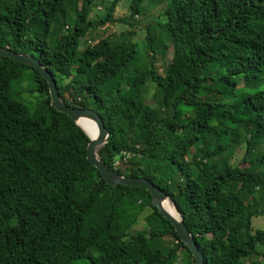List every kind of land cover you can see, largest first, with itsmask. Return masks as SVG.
Segmentation results:
<instances>
[{
    "label": "trees",
    "instance_id": "16d2710c",
    "mask_svg": "<svg viewBox=\"0 0 264 264\" xmlns=\"http://www.w3.org/2000/svg\"><path fill=\"white\" fill-rule=\"evenodd\" d=\"M100 1L0 0V47L34 56L65 104L98 113L109 134L101 161L163 189L204 264L264 258V230L252 229L264 217V0H166L161 18L173 57L163 75L149 25L143 54L132 32L80 49ZM121 1L108 2L96 23L113 22ZM146 1L130 0V19ZM26 73L40 95L32 107L13 87ZM148 82L154 108L140 99ZM87 142L51 107L37 70L0 57V264H180L181 251L195 264L144 188L103 181ZM121 151L140 156L115 169ZM145 208L147 229L134 231Z\"/></svg>",
    "mask_w": 264,
    "mask_h": 264
},
{
    "label": "rangeland",
    "instance_id": "374dc122",
    "mask_svg": "<svg viewBox=\"0 0 264 264\" xmlns=\"http://www.w3.org/2000/svg\"><path fill=\"white\" fill-rule=\"evenodd\" d=\"M111 0H101L97 3V6L92 9L90 18L93 21V25L88 28L87 34L81 39V50L88 46H92L100 40L108 39L111 43L118 42L122 35L132 32L131 39L137 43V50L139 54H143V45L146 36V26L149 25L155 35L156 40V58L155 67L158 74L163 75L164 71L172 62L173 57V43L170 34L163 28V19L161 15L166 7V0H147L143 4V10L139 16L134 19H130V0H122L119 2L113 13V22L106 23L104 25H98L96 21L105 16V6ZM73 15L72 12H69ZM119 19H125L126 22H118ZM24 83H14L13 87L15 93H17V99L29 107H32L39 99V93L33 91L35 84H33L29 78L28 74L24 75ZM242 90V82L239 83L237 93ZM155 85L152 82L145 83L141 89L140 99L145 106L151 108L155 107L154 103ZM227 102V101H225ZM125 102L121 101L114 110L117 113H121L125 107ZM184 113L187 114V107H181ZM35 114H32L34 116ZM129 142L133 143V139L130 137ZM253 145L252 147H254ZM245 146L239 148L234 155L230 158L233 165L240 164L241 159L245 154ZM128 165V164H125ZM245 166V165H241ZM178 177L177 175L175 176ZM264 208V203H263ZM151 212L149 208H145L137 218V222L133 227L134 231L147 229L145 218ZM252 229L264 230V217H258L252 220ZM258 251L264 254V248L258 246ZM185 251H181L178 254V263L189 264L191 262L190 258H187ZM241 264H264V258L262 256H252L249 260H242Z\"/></svg>",
    "mask_w": 264,
    "mask_h": 264
},
{
    "label": "water",
    "instance_id": "95a60500",
    "mask_svg": "<svg viewBox=\"0 0 264 264\" xmlns=\"http://www.w3.org/2000/svg\"><path fill=\"white\" fill-rule=\"evenodd\" d=\"M0 57L9 58L14 62L30 66L40 73L41 77L47 83L51 107H53L57 112L63 113L67 117H69L87 136L88 142L86 148V158L90 162V164L98 171L103 181L107 185L112 187L129 186L144 188L151 196V206L154 207L157 212L173 226L180 241L191 253L195 264H204V257L199 250L196 241L185 226L183 217L179 212L176 204L171 200L167 193L144 177H128L120 175L115 171L109 170L108 167H106V165L101 161L97 152L108 142L109 134L98 113L92 109L77 108L65 104L59 94L55 79L34 56L14 53L8 48L0 47ZM80 119H87L92 121L96 126L97 134L93 136L82 129L77 123V121ZM166 201L173 206L174 210L178 214V219L172 217V215H170L164 209L163 203Z\"/></svg>",
    "mask_w": 264,
    "mask_h": 264
},
{
    "label": "bare ground",
    "instance_id": "6f19581e",
    "mask_svg": "<svg viewBox=\"0 0 264 264\" xmlns=\"http://www.w3.org/2000/svg\"><path fill=\"white\" fill-rule=\"evenodd\" d=\"M78 125L84 129L87 133H90L91 135L95 136L97 134V129L95 124L87 119H80L77 121ZM164 209L170 214L172 215V217L178 219V214L177 212L174 210L173 206L169 203V202H164L163 203Z\"/></svg>",
    "mask_w": 264,
    "mask_h": 264
},
{
    "label": "built area",
    "instance_id": "2783aa9c",
    "mask_svg": "<svg viewBox=\"0 0 264 264\" xmlns=\"http://www.w3.org/2000/svg\"><path fill=\"white\" fill-rule=\"evenodd\" d=\"M139 146H136V149H138ZM135 156H140L138 152L135 151H121L117 158L113 161V167L115 169H120L124 167L125 164H128L130 160L135 157Z\"/></svg>",
    "mask_w": 264,
    "mask_h": 264
}]
</instances>
